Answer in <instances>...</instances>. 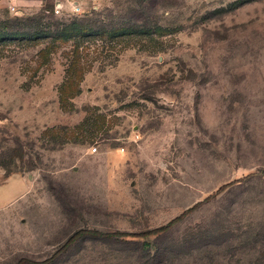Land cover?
<instances>
[{"label": "rangeland", "instance_id": "obj_1", "mask_svg": "<svg viewBox=\"0 0 264 264\" xmlns=\"http://www.w3.org/2000/svg\"><path fill=\"white\" fill-rule=\"evenodd\" d=\"M136 1L0 24V264H264V0Z\"/></svg>", "mask_w": 264, "mask_h": 264}, {"label": "trees", "instance_id": "obj_2", "mask_svg": "<svg viewBox=\"0 0 264 264\" xmlns=\"http://www.w3.org/2000/svg\"><path fill=\"white\" fill-rule=\"evenodd\" d=\"M146 0H139L136 1L137 4H141L142 2H144ZM148 1V0H147ZM46 0L44 2V4L42 5L40 11L44 14H48L49 17L53 16L56 17V21H54L51 24L48 25H44V29L40 27L39 25V21L40 19H42V14L39 15H34L32 14H24L20 17L15 16V15H9L10 17H8L5 21H1L0 24H4L3 27L4 29L7 30H12L14 33L15 32H19L22 33L21 30H19V28L24 27V28H32V31L30 33H28L30 36H41L42 34H47L50 32V27L53 28H58V26H60L62 24V21H64L65 19L69 18L71 19V25L78 30L79 32H85V34H82V36H90V35H96L99 36L100 38L102 37V35H104L103 33H100L103 31V29H101V27H97L95 24L96 22L91 21V22H87V20H83L84 18H86L89 14L93 13L95 9L93 8H88L85 11H83L80 14H72V13H64L60 16H55L53 15V11L51 9H53V3L50 0V2H48ZM7 10V9H6ZM5 10V11H6ZM79 20H82L81 22ZM60 23H59V22ZM5 22V23H3ZM125 28L127 29H132L133 27L131 25H124ZM143 28H141L142 30H146L147 26H141ZM49 30V31H48ZM85 30V31H84ZM64 32V29H61V31H57L54 35H52L51 37H57V36H61L62 33ZM81 37V36H80ZM0 166L4 169L5 171V177L8 178L11 175H14V173H17V170H12L10 169V166L7 165V163L0 161ZM228 185H223L219 188L218 192L224 190ZM210 197H207L206 199H208ZM199 205V203H196L195 205H193L192 207L186 209L185 211H183L180 215L174 217L173 219H171L170 221H168L167 223H165L164 225H161L159 227H154V229H148V230H144V231H140V232H129L127 231H121V230H116V231H101L97 230V229H78L75 232H73L68 238L67 240L64 242V244L60 247V249L55 253L54 257L60 253L61 251H64L68 246H70L73 242H75L77 239L82 238L84 236H96V237H100V238H115V239H121V238H125V239H142L143 240V247L145 248H149L151 246L150 242L148 241L149 236L151 235H155L158 233H162L167 231L169 228H171L174 224H176L177 222H179L182 218H184L187 214H189L190 212H192L197 206Z\"/></svg>", "mask_w": 264, "mask_h": 264}, {"label": "built area", "instance_id": "obj_3", "mask_svg": "<svg viewBox=\"0 0 264 264\" xmlns=\"http://www.w3.org/2000/svg\"><path fill=\"white\" fill-rule=\"evenodd\" d=\"M5 2V8L12 15L22 16L25 14L22 0H0ZM53 3V15L60 16L64 13L80 14L88 8L96 9L103 0H51Z\"/></svg>", "mask_w": 264, "mask_h": 264}, {"label": "crops", "instance_id": "obj_4", "mask_svg": "<svg viewBox=\"0 0 264 264\" xmlns=\"http://www.w3.org/2000/svg\"><path fill=\"white\" fill-rule=\"evenodd\" d=\"M21 4L23 5V0L21 1ZM1 6H4V8H5V2L4 1H0V7ZM15 175L18 176V177L20 176L19 174H15Z\"/></svg>", "mask_w": 264, "mask_h": 264}]
</instances>
